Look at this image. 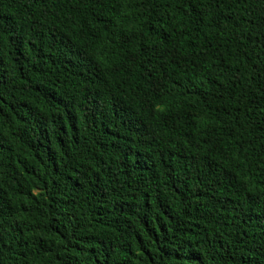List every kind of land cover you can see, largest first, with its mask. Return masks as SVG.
<instances>
[{
	"label": "trees",
	"instance_id": "obj_1",
	"mask_svg": "<svg viewBox=\"0 0 264 264\" xmlns=\"http://www.w3.org/2000/svg\"><path fill=\"white\" fill-rule=\"evenodd\" d=\"M0 264H264V0H0Z\"/></svg>",
	"mask_w": 264,
	"mask_h": 264
}]
</instances>
